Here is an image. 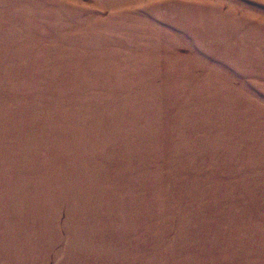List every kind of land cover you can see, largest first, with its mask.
<instances>
[{"label":"rangeland","instance_id":"rangeland-1","mask_svg":"<svg viewBox=\"0 0 264 264\" xmlns=\"http://www.w3.org/2000/svg\"><path fill=\"white\" fill-rule=\"evenodd\" d=\"M0 264H264V0H0Z\"/></svg>","mask_w":264,"mask_h":264}]
</instances>
